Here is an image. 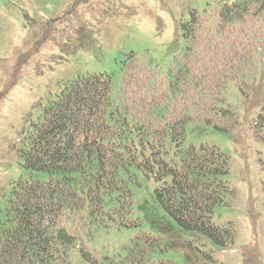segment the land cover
I'll list each match as a JSON object with an SVG mask.
<instances>
[{"label":"trees","instance_id":"16d2710c","mask_svg":"<svg viewBox=\"0 0 264 264\" xmlns=\"http://www.w3.org/2000/svg\"><path fill=\"white\" fill-rule=\"evenodd\" d=\"M180 24L185 45L167 70L131 52L118 93L107 73L78 75L32 122L21 149L28 174L0 203V264H76L74 255L102 264L77 232L136 224L127 219L139 172L154 179L163 210L194 236L179 243L184 264L214 263L209 242L234 244L231 224L213 220L235 194L229 156L209 144L187 146L186 126L194 117H235L224 93L240 73L264 65V0L208 2ZM259 125L264 131V114ZM157 244L135 235L124 264H179L157 258Z\"/></svg>","mask_w":264,"mask_h":264},{"label":"rangeland","instance_id":"374dc122","mask_svg":"<svg viewBox=\"0 0 264 264\" xmlns=\"http://www.w3.org/2000/svg\"><path fill=\"white\" fill-rule=\"evenodd\" d=\"M216 0H0V203L13 182L27 176L21 149L32 122L74 77L107 73L115 94L122 85V62L133 52L167 70L183 51L181 21L191 9L202 11ZM232 1V0H227ZM233 119L206 117L186 126V145L209 144L230 159L226 180L235 191L231 205L217 206L213 220L231 224L234 244L211 242V264H264V65L257 64L229 81L224 93ZM48 177L47 173H42ZM133 188L132 226L100 228L93 236L78 231L102 264L127 263L125 246L146 233L158 240L157 258L186 261L179 243L194 238L180 229L158 202L153 178L138 173ZM76 264L86 263L73 256Z\"/></svg>","mask_w":264,"mask_h":264}]
</instances>
